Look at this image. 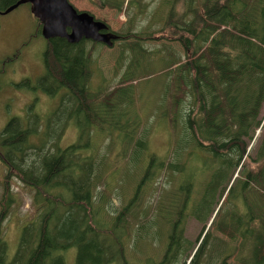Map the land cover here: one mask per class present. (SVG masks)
I'll list each match as a JSON object with an SVG mask.
<instances>
[{
    "label": "rangeland",
    "instance_id": "374dc122",
    "mask_svg": "<svg viewBox=\"0 0 264 264\" xmlns=\"http://www.w3.org/2000/svg\"><path fill=\"white\" fill-rule=\"evenodd\" d=\"M126 1L117 8L103 6L100 0H71L118 37L110 47L93 45L91 99L111 131L93 129L96 149L85 156L87 175L80 184L93 198L101 229L111 237L109 255L95 244L96 255L77 253L74 234L79 217L64 202L45 264H123L121 252L130 264H264L262 190L253 183L241 190L244 174L261 168L257 158L264 137V108L257 131L238 127L226 135L206 126L192 106L190 91L176 80L177 63L187 59L184 46L157 34L160 16L168 11L161 8L163 0H142L146 12L137 11L136 0ZM1 24L6 29L0 36V59L17 49L22 56L17 75L13 65L0 68V134L13 118L23 125L31 122L29 117L47 123L60 106L59 98L40 84L46 75L48 44L31 5L0 16ZM130 26L139 40L123 38ZM55 68L52 83L60 85ZM63 91L65 95L67 90ZM109 95L112 99L104 100ZM43 128L44 124L40 133ZM238 136L246 145L240 160L238 146L229 148L230 140ZM76 138L71 126L61 146ZM198 145L193 160H188L186 152ZM7 173L0 160V195ZM11 190L17 204L4 223L0 264H26L38 238L35 190L16 177ZM249 207L253 214L247 222Z\"/></svg>",
    "mask_w": 264,
    "mask_h": 264
},
{
    "label": "trees",
    "instance_id": "16d2710c",
    "mask_svg": "<svg viewBox=\"0 0 264 264\" xmlns=\"http://www.w3.org/2000/svg\"><path fill=\"white\" fill-rule=\"evenodd\" d=\"M19 1L0 0V11ZM100 2L103 6L122 7L127 1ZM136 5L137 11L146 12L142 0H136ZM263 6L264 0H163L161 4V8L168 11L160 16L159 38L179 41L186 51L187 59L177 63L176 80L190 91L192 106L205 125L218 134L229 135L238 127L257 131L262 125ZM157 16L156 10L153 18ZM131 30L132 26L123 38L139 40L140 36L133 35ZM47 44L44 52L46 75L40 84L50 95L59 98V108L48 114L47 123L29 117L31 122L23 125L19 118H13L0 134V160L8 171L0 195V245L3 243L4 223L12 206L17 204V195L11 190L12 178H18L35 190L34 222H37L38 238L26 264L46 263L62 222L58 208L64 202L79 217V227L74 234L78 254L96 255L95 244L108 256L111 243L109 233L101 229L91 194L80 189L87 175L85 156L96 149L93 129L98 133L111 131L91 99L94 42L72 45L65 39L56 38ZM54 64L58 67L60 85L52 83V73L55 76L57 71ZM63 89L67 90L65 95ZM111 99L112 95H109L104 100ZM167 113L163 117L168 116ZM42 124L44 128L40 133ZM71 126L77 133L76 142L62 147V137ZM242 138H232L229 143V148L238 146L239 160L246 155ZM35 139L37 143L33 142ZM192 149L185 154L188 160H193L199 145ZM258 156L261 168L244 174L241 190L253 183L262 190L264 199V137ZM252 214L249 207L245 213L247 222ZM261 243L263 250L264 237ZM121 254L123 264H130L124 253Z\"/></svg>",
    "mask_w": 264,
    "mask_h": 264
},
{
    "label": "water",
    "instance_id": "95a60500",
    "mask_svg": "<svg viewBox=\"0 0 264 264\" xmlns=\"http://www.w3.org/2000/svg\"><path fill=\"white\" fill-rule=\"evenodd\" d=\"M24 4L31 5V12L42 24V36L47 41L61 38L72 45L92 41L112 46L118 39L109 32L106 23L87 11H79L71 0H20L2 14L8 15Z\"/></svg>",
    "mask_w": 264,
    "mask_h": 264
},
{
    "label": "flooded vegetation",
    "instance_id": "af4514ba",
    "mask_svg": "<svg viewBox=\"0 0 264 264\" xmlns=\"http://www.w3.org/2000/svg\"><path fill=\"white\" fill-rule=\"evenodd\" d=\"M4 11H6V10H4ZM4 11H0V16H6V15H3L2 13L4 12ZM12 13V12H11ZM32 13V12H31ZM33 15V14H32ZM38 24H39V33H40V35H41V37H42V28H43V26H42V24L39 22V20H38ZM40 25H41V28H40ZM5 29H6V26H4L3 24H1L0 25V36L3 34V32L5 31ZM117 40V39H116ZM115 40V41H116ZM47 41V40H46ZM105 45H107V44H105ZM110 47V46H109ZM21 56H22V52H21V50L20 49H17L16 51H15V53H13V54H10V55H8L7 57H4V58H2V59H4V60H1L0 59V68H5L6 66H8V65H13V68H14V75H17V70H16V67H17V65L18 64H20L21 62H20V60H21ZM6 58V59H5ZM9 71H10V69L8 70V71H6V73H9ZM2 92V91H1ZM0 92V93H1Z\"/></svg>",
    "mask_w": 264,
    "mask_h": 264
}]
</instances>
